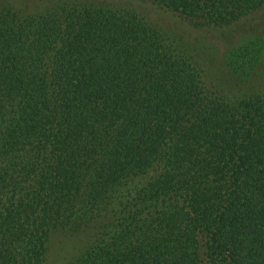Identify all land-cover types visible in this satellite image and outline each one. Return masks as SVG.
Wrapping results in <instances>:
<instances>
[{"label": "trees", "instance_id": "obj_1", "mask_svg": "<svg viewBox=\"0 0 264 264\" xmlns=\"http://www.w3.org/2000/svg\"><path fill=\"white\" fill-rule=\"evenodd\" d=\"M126 1L0 0V264H264V0Z\"/></svg>", "mask_w": 264, "mask_h": 264}, {"label": "rangeland", "instance_id": "obj_2", "mask_svg": "<svg viewBox=\"0 0 264 264\" xmlns=\"http://www.w3.org/2000/svg\"><path fill=\"white\" fill-rule=\"evenodd\" d=\"M106 1H115V0H106ZM122 1L123 3L127 2L126 0H122ZM38 4H41V3L39 2ZM44 7L46 6H44V4L42 3L41 5H38L36 8L40 10V9H43ZM142 8L144 9V11L150 12L149 14L153 17L154 21H157V24L164 26L166 28L175 27L178 31H181V28H185L187 29V31L200 32V35H202V37L207 35L210 38H211V34L208 31H211L216 37L220 36L224 32V28H215V29L207 28L208 31L205 29L201 31H197L196 29H194V27L188 24L187 21L182 20L179 17H173L172 15H170V13L162 14V12H158L159 10L152 9L151 6H146ZM249 18H250V23H248L249 21L247 20L243 22L238 20L235 24L229 27V29H232L233 33H236L237 35L236 37H238V35H240V33L243 32V29L245 27L251 26L253 28H261L264 25V8H261V11H258L250 15ZM210 41L213 43L212 44L213 46H217L218 50H221L223 48V41L221 39L220 40L213 39Z\"/></svg>", "mask_w": 264, "mask_h": 264}]
</instances>
